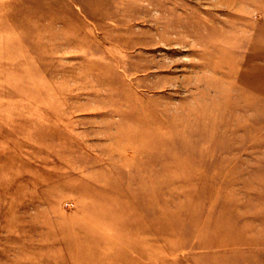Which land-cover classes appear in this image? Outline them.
I'll return each instance as SVG.
<instances>
[{"label": "rangeland", "instance_id": "1", "mask_svg": "<svg viewBox=\"0 0 264 264\" xmlns=\"http://www.w3.org/2000/svg\"><path fill=\"white\" fill-rule=\"evenodd\" d=\"M0 264H264V0H0Z\"/></svg>", "mask_w": 264, "mask_h": 264}, {"label": "bare ground", "instance_id": "2", "mask_svg": "<svg viewBox=\"0 0 264 264\" xmlns=\"http://www.w3.org/2000/svg\"><path fill=\"white\" fill-rule=\"evenodd\" d=\"M160 107H161V105H160ZM195 127V126H194ZM185 129V128H184Z\"/></svg>", "mask_w": 264, "mask_h": 264}]
</instances>
